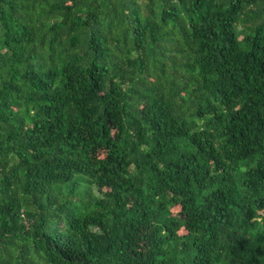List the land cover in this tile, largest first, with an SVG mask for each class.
<instances>
[{
	"label": "trees",
	"instance_id": "trees-1",
	"mask_svg": "<svg viewBox=\"0 0 264 264\" xmlns=\"http://www.w3.org/2000/svg\"><path fill=\"white\" fill-rule=\"evenodd\" d=\"M0 264H264V0H0Z\"/></svg>",
	"mask_w": 264,
	"mask_h": 264
}]
</instances>
